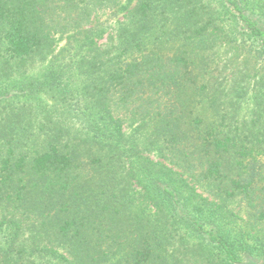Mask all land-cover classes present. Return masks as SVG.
Masks as SVG:
<instances>
[{
    "label": "trees",
    "instance_id": "obj_1",
    "mask_svg": "<svg viewBox=\"0 0 264 264\" xmlns=\"http://www.w3.org/2000/svg\"><path fill=\"white\" fill-rule=\"evenodd\" d=\"M0 264H264V0H0Z\"/></svg>",
    "mask_w": 264,
    "mask_h": 264
},
{
    "label": "rangeland",
    "instance_id": "obj_2",
    "mask_svg": "<svg viewBox=\"0 0 264 264\" xmlns=\"http://www.w3.org/2000/svg\"><path fill=\"white\" fill-rule=\"evenodd\" d=\"M59 42H58V46H57V52L60 51L61 49H63L66 46V39L65 37L60 39V37L58 36Z\"/></svg>",
    "mask_w": 264,
    "mask_h": 264
}]
</instances>
